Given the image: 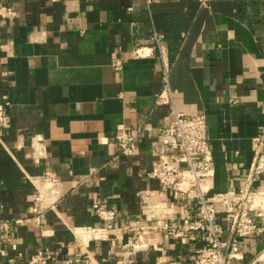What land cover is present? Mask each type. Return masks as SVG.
<instances>
[{
  "label": "crops",
  "instance_id": "1",
  "mask_svg": "<svg viewBox=\"0 0 264 264\" xmlns=\"http://www.w3.org/2000/svg\"><path fill=\"white\" fill-rule=\"evenodd\" d=\"M0 6L15 12L0 17V107L8 121L0 125V218L22 220L12 226L1 264H27L46 250L48 264H129L127 222L199 218L196 208L147 177L159 130L171 117V105L155 104L164 67L175 110L206 117L215 171L209 195H236L244 186L264 124V0H212L208 8L197 0H154L149 8L144 0H0ZM154 32L164 36L161 48ZM120 128L139 133L132 156L117 152ZM44 170L56 175L59 191L49 196L54 208L38 226L25 220ZM253 189L264 191V174ZM94 204L117 213L111 230ZM217 220L225 226L219 206ZM146 239L155 247L132 255L130 264H191L206 235L174 239L151 230ZM260 256L264 233L244 240L237 264Z\"/></svg>",
  "mask_w": 264,
  "mask_h": 264
},
{
  "label": "built area",
  "instance_id": "2",
  "mask_svg": "<svg viewBox=\"0 0 264 264\" xmlns=\"http://www.w3.org/2000/svg\"><path fill=\"white\" fill-rule=\"evenodd\" d=\"M153 1L144 0L148 8ZM211 1L197 0V3L200 8H208ZM0 17L12 19L15 17L14 9L0 6ZM163 40L162 34L154 32L153 41L157 48H161ZM136 56H143L142 50H137ZM114 66L119 67L120 63L114 62ZM162 81L163 89L156 96L155 104L171 105V117L159 130L161 142L157 150V159L152 164L147 177L157 180L163 188L172 190L176 200L196 208L199 218L193 222L173 220L155 226L138 220L127 222L123 230L131 235V241L129 248L123 252L124 260H128L130 264L132 255L154 248L155 246L146 237L151 230H160L174 239H182L193 232L206 235L204 245L191 264H237L244 240L255 234L264 233V191L253 189L256 178L264 174V124L260 134L255 138L254 161L244 186L236 195L213 194L210 196L215 171L208 142L206 117L203 114L185 116L175 110L174 92L169 84V70L166 67L163 68ZM7 123V118L0 107V125L6 126ZM139 137V133L120 128L115 136L119 156H132L138 149ZM38 140L34 150L40 160L45 153L43 143ZM41 182L42 188H39L32 196V217L25 220L26 223L32 222L38 226L45 210L54 208L55 201L51 202L49 196L52 197L59 191V181L50 170L43 171ZM142 199L147 207L155 206L150 196L143 195ZM218 206L224 212L225 226L217 220ZM93 211L104 222L106 229L111 230L117 213L98 204L93 205ZM190 213L189 208L183 211V215L187 217ZM21 222L22 220L0 218V264L6 252V245L11 241L12 226ZM51 259L52 254L48 250L39 251L29 258L27 264H48ZM251 264H264V256L258 257Z\"/></svg>",
  "mask_w": 264,
  "mask_h": 264
}]
</instances>
